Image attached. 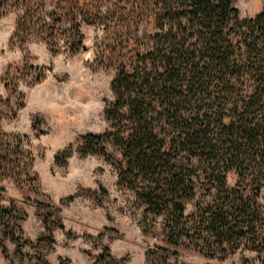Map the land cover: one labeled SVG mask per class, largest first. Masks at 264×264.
<instances>
[{
  "label": "trees",
  "instance_id": "16d2710c",
  "mask_svg": "<svg viewBox=\"0 0 264 264\" xmlns=\"http://www.w3.org/2000/svg\"><path fill=\"white\" fill-rule=\"evenodd\" d=\"M79 1L0 0V18L13 12V35L37 32L49 41L55 24H66V42L87 49L80 26L96 27L103 11ZM234 1L146 0L153 30L117 67L108 127L83 135L90 150L115 165L119 184L147 211L165 215V244L147 247L143 264H189L181 258L185 247L218 261L247 249L264 264V212L255 199L264 186V0L243 20ZM16 86L9 71L0 77V122L21 96ZM30 167L21 140L0 127V237L17 245L22 217L3 181L24 183ZM230 171L237 175L233 187ZM200 189L208 199L186 215Z\"/></svg>",
  "mask_w": 264,
  "mask_h": 264
},
{
  "label": "rangeland",
  "instance_id": "374dc122",
  "mask_svg": "<svg viewBox=\"0 0 264 264\" xmlns=\"http://www.w3.org/2000/svg\"><path fill=\"white\" fill-rule=\"evenodd\" d=\"M90 2L103 12L96 27L80 26L87 49L66 42V24L56 22L49 41L37 32L13 35V12L0 18V77L9 71L21 92L0 127L20 139L31 156V179L3 181L22 218L20 245L0 237V264H143L147 247L165 244V215L147 211L133 191L118 183L111 160L90 150L83 138L107 129L105 110L115 99L111 82L117 67L143 49L142 38L153 30L144 16L146 0L79 1L82 7ZM262 5L263 0L233 3L240 20L256 15ZM45 6L40 5V13L49 10ZM236 183L230 171L227 184ZM252 193L247 187L245 194ZM203 195L197 190L186 215L208 199ZM255 199L264 212V186ZM257 257L255 251L237 248L218 261L192 247L181 249L189 264H260Z\"/></svg>",
  "mask_w": 264,
  "mask_h": 264
}]
</instances>
